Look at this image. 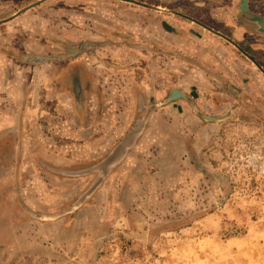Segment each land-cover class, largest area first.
Masks as SVG:
<instances>
[{
  "label": "rangeland",
  "instance_id": "obj_1",
  "mask_svg": "<svg viewBox=\"0 0 264 264\" xmlns=\"http://www.w3.org/2000/svg\"><path fill=\"white\" fill-rule=\"evenodd\" d=\"M37 1L0 0V20ZM162 1L240 38L264 66V35L240 0ZM250 7L264 15V0ZM157 12L48 0L0 24V264H264V75L175 15L191 28L161 34ZM53 54L70 59L26 60ZM174 88L208 115L234 114L209 123L185 100L155 110L87 203L57 220L36 215L71 207Z\"/></svg>",
  "mask_w": 264,
  "mask_h": 264
},
{
  "label": "water",
  "instance_id": "obj_2",
  "mask_svg": "<svg viewBox=\"0 0 264 264\" xmlns=\"http://www.w3.org/2000/svg\"><path fill=\"white\" fill-rule=\"evenodd\" d=\"M48 0H38L37 2L30 4L23 9L17 11L10 17L0 20V24H5L7 22H10L18 17H20L22 14L26 13L27 11L47 2ZM119 1H125L128 3H132L134 5H138L141 7H145L147 9L158 11L162 13H169L172 15H175L177 17H180L182 19H185L186 21L192 22L202 29L220 37L221 39L225 40L227 43L232 45L235 49H237L246 59H248L251 63H253L257 69L264 75V66L254 57L252 56L246 49H244L238 42H236L234 39L229 37L228 35L210 27L206 23L189 16L187 14H184L182 12L171 10L166 7L157 6L148 4L142 1L137 0H119ZM239 11L242 15L246 16L245 22L246 25L252 26L251 30L253 33L264 35V15H259L254 12H252L250 7V0H240V4L238 6ZM67 59H70L68 55L63 54H53V55H42V56H30L26 60L30 61L35 64H43L48 61L52 60H60L65 61ZM185 100L187 101L191 107L193 108L194 112L204 121L209 123H221L226 120H228L235 111V106L231 107L224 115L221 116H211L204 112H202L197 104L194 102L193 98L190 94L183 91L179 88H174L169 91L168 97L155 105L148 106L147 112L144 115L142 119L137 121L135 126L125 135V137L118 143V145L111 151V153L103 159L100 163H98L96 166L93 167V171L97 172V177L93 181V183L90 185V187L79 197V199L68 209H65L59 213L50 214V215H38V217L45 219V220H57L63 216H66L68 214H72L76 212L79 208H81L87 201L97 192V190L102 186L106 178L113 172V170L120 165L129 155L130 151L134 148V146L137 144L140 137L144 134L147 125L149 123L151 114L162 107H165L171 103H174L176 101Z\"/></svg>",
  "mask_w": 264,
  "mask_h": 264
},
{
  "label": "crops",
  "instance_id": "obj_3",
  "mask_svg": "<svg viewBox=\"0 0 264 264\" xmlns=\"http://www.w3.org/2000/svg\"><path fill=\"white\" fill-rule=\"evenodd\" d=\"M147 1H149V3L152 5L166 6V3H164V1H162V0L161 1H159V0H147ZM150 16L151 17L157 16V18L162 22V25H161L159 30H160L161 34H165L166 36H169V34L171 32H175L176 30H180V28H188V29L191 28V27H187V26H190L189 23H187V22L182 23L180 20L172 19V17L166 13H162V12L151 13ZM182 36H183L182 37L183 40H185L187 38V36L185 34H183ZM237 36H239V35H237ZM239 39L236 38V41H241V39L240 40ZM196 72H199V71H196ZM198 74H201V73H198Z\"/></svg>",
  "mask_w": 264,
  "mask_h": 264
},
{
  "label": "flooded vegetation",
  "instance_id": "obj_4",
  "mask_svg": "<svg viewBox=\"0 0 264 264\" xmlns=\"http://www.w3.org/2000/svg\"><path fill=\"white\" fill-rule=\"evenodd\" d=\"M244 19L246 20V16H244ZM79 77L83 80L84 74L83 73H78ZM75 84V92H77V88L79 87L78 81L76 80Z\"/></svg>",
  "mask_w": 264,
  "mask_h": 264
}]
</instances>
